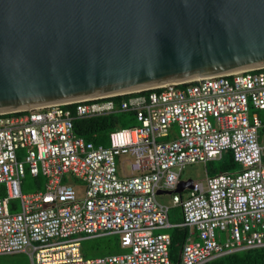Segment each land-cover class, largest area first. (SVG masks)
Returning a JSON list of instances; mask_svg holds the SVG:
<instances>
[{"label":"built area","instance_id":"built-area-1","mask_svg":"<svg viewBox=\"0 0 264 264\" xmlns=\"http://www.w3.org/2000/svg\"><path fill=\"white\" fill-rule=\"evenodd\" d=\"M116 112L132 113L136 126L111 131L106 147L73 131L75 119ZM262 129L264 67L0 113V256L23 253L30 264H172L162 230L170 226L189 229L179 264L264 248ZM227 151L236 172L189 179L190 187L175 191L184 164ZM36 174L42 187L22 193L23 177ZM65 174L82 182L79 195ZM162 193L179 206L180 222L167 221ZM104 235L117 236L124 252L81 255L83 239Z\"/></svg>","mask_w":264,"mask_h":264},{"label":"water","instance_id":"water-1","mask_svg":"<svg viewBox=\"0 0 264 264\" xmlns=\"http://www.w3.org/2000/svg\"><path fill=\"white\" fill-rule=\"evenodd\" d=\"M261 67L264 0H0V113Z\"/></svg>","mask_w":264,"mask_h":264},{"label":"trees","instance_id":"trees-1","mask_svg":"<svg viewBox=\"0 0 264 264\" xmlns=\"http://www.w3.org/2000/svg\"><path fill=\"white\" fill-rule=\"evenodd\" d=\"M122 98H124V96L116 97L114 101L117 104ZM124 116H128V118L126 119L131 123L135 121L133 114L130 112H116L102 116L96 115L86 118L75 119L73 121V131L76 135L82 137L86 141H91L96 146L106 147L107 145L105 146L104 142L107 139L108 134L116 128H119L117 126L120 125ZM132 126L133 125H131V127ZM224 157L226 159V163L224 162L223 166L219 168L220 170H217L218 172L226 171L224 173H228L227 170L234 169V166L236 164L232 161L231 154L229 151H227L221 158ZM208 173L209 175H216L217 171H215L214 169ZM25 179H28L29 181L26 182ZM30 184L33 185V190L40 189L42 187V177L39 174H36L32 177L25 175L20 182V191L22 193L31 192L29 190ZM2 196L3 191L2 187L0 186V197ZM15 209V204L10 203L9 211L12 212ZM177 219L181 221V217L178 216ZM168 234L170 236V244L168 247L169 259L171 260L172 264H179L178 253L180 245L186 235V227H174L168 231ZM82 241L80 242V253L83 257H87L86 254H88L89 249L93 251L102 247L103 249H106L105 254L102 256L119 254L124 252V250L119 247L117 236H108L105 241L98 242L96 244L94 243L89 248H84V246L82 245ZM203 264H264V248L250 249L223 255L217 258H212Z\"/></svg>","mask_w":264,"mask_h":264},{"label":"rangeland","instance_id":"rangeland-1","mask_svg":"<svg viewBox=\"0 0 264 264\" xmlns=\"http://www.w3.org/2000/svg\"><path fill=\"white\" fill-rule=\"evenodd\" d=\"M126 118H128V116H124L122 118V122L120 123V125H118L117 127L119 128H127V127H131V125L136 126V122L134 121L133 123H131L130 121H128ZM259 143L261 145L264 144V132L261 131L260 132V140ZM104 145H107V139L104 142ZM123 159H127V157H124ZM225 157L224 158H220V159H211L208 160L206 162H194V163H188V164H184L183 167L180 170V173L178 174V179H190V180H199L202 181L204 175H206V173L211 172L212 170L215 169V171H217V174H222L226 171H219V168L221 166H223L224 162H225ZM226 163V162H225ZM124 168V173L129 174V170H128V165L125 162L123 165ZM218 169V170H217ZM235 169V170H234ZM234 169L232 170H227L228 173H234L239 169V166L236 164L234 166ZM209 174V173H208ZM64 178L67 179V181L70 182V184L72 185L73 189L75 190V192L77 193V195H79L81 192L79 191L82 188V182H80L79 180H76L74 178H72V176L65 174ZM26 182H28V179H25ZM44 182V179L42 178V184ZM30 191L33 190V185L30 184ZM78 190V191H77ZM186 192L184 191L183 195L185 196ZM157 200L161 201V202H165V203H169L170 204V196L169 195H157ZM16 204V202H15ZM108 236L111 237H115L114 235H104L103 237H93V238H86L85 240L83 239L82 241V245L84 246V248H89L92 244H96L98 242H102L105 241L106 238ZM98 250V251H96ZM96 250H88V254L87 257H99L105 254L106 249L103 247L96 249ZM0 264H30L27 256L23 253H18V254H12V255H1L0 256Z\"/></svg>","mask_w":264,"mask_h":264},{"label":"crops","instance_id":"crops-1","mask_svg":"<svg viewBox=\"0 0 264 264\" xmlns=\"http://www.w3.org/2000/svg\"><path fill=\"white\" fill-rule=\"evenodd\" d=\"M259 115H261V113L259 112L258 113ZM261 131H263L264 132V129H262ZM260 131V132H261ZM42 177V176H41ZM160 195H168V194H164V193H162V194H160ZM161 202V201H160ZM161 203H164V204H166L167 206H168V210H167V221L170 223V224H175V223H178L180 220H178L177 219V217L179 216V217H181V212H180V208H179V206H177V205H173V204H171V202H170V204L169 203H165V202H161ZM178 214V215H177ZM172 228H174V227H168V228H162V230H164V231H166V232H168L170 229H172ZM189 231V229L188 228H186V234H187V232ZM15 254H18V253H15Z\"/></svg>","mask_w":264,"mask_h":264}]
</instances>
